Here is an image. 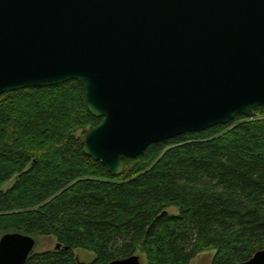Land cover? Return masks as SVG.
<instances>
[{
  "label": "trees",
  "instance_id": "trees-1",
  "mask_svg": "<svg viewBox=\"0 0 264 264\" xmlns=\"http://www.w3.org/2000/svg\"><path fill=\"white\" fill-rule=\"evenodd\" d=\"M124 159L113 177L83 153L97 126L82 86L69 81L0 95V237L56 239L24 264H109L140 252L146 264H238L264 249V107ZM12 181L6 191L3 186ZM176 208L177 215L167 210Z\"/></svg>",
  "mask_w": 264,
  "mask_h": 264
},
{
  "label": "water",
  "instance_id": "water-1",
  "mask_svg": "<svg viewBox=\"0 0 264 264\" xmlns=\"http://www.w3.org/2000/svg\"><path fill=\"white\" fill-rule=\"evenodd\" d=\"M69 81L101 119L83 153L121 176L151 145L264 107V0H0V95ZM34 247L6 233L0 264ZM238 264H264V249Z\"/></svg>",
  "mask_w": 264,
  "mask_h": 264
},
{
  "label": "rangeland",
  "instance_id": "rangeland-1",
  "mask_svg": "<svg viewBox=\"0 0 264 264\" xmlns=\"http://www.w3.org/2000/svg\"><path fill=\"white\" fill-rule=\"evenodd\" d=\"M12 183L13 182L10 181L6 185H4L3 190L6 191L7 189H9ZM167 213L169 215H177L178 211L176 208H169L167 210ZM34 240H35V247L33 249V252L35 253L54 251L55 246L57 244L56 239L53 237L37 236L34 237ZM214 254H215L214 251H204L199 255H197L196 258L192 260L190 264H211V260ZM74 255L78 264H90L93 262L95 258L93 253L81 249L75 250ZM136 255L140 257L142 264H146L145 257L140 252L136 253Z\"/></svg>",
  "mask_w": 264,
  "mask_h": 264
}]
</instances>
